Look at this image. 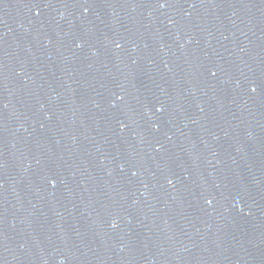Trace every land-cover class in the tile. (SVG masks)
<instances>
[{"label":"water","instance_id":"95a60500","mask_svg":"<svg viewBox=\"0 0 264 264\" xmlns=\"http://www.w3.org/2000/svg\"><path fill=\"white\" fill-rule=\"evenodd\" d=\"M0 264H264V0H0Z\"/></svg>","mask_w":264,"mask_h":264}]
</instances>
